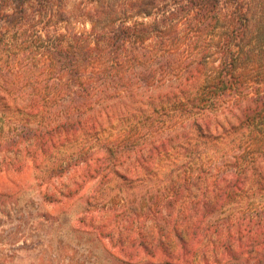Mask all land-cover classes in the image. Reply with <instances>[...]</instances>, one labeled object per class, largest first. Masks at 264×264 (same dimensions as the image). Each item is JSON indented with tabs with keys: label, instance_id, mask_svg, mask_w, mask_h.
<instances>
[{
	"label": "trees",
	"instance_id": "16d2710c",
	"mask_svg": "<svg viewBox=\"0 0 264 264\" xmlns=\"http://www.w3.org/2000/svg\"><path fill=\"white\" fill-rule=\"evenodd\" d=\"M88 1L82 29L65 0H0V149L84 140L50 174L96 181L77 222L125 259L264 264V0Z\"/></svg>",
	"mask_w": 264,
	"mask_h": 264
},
{
	"label": "rangeland",
	"instance_id": "374dc122",
	"mask_svg": "<svg viewBox=\"0 0 264 264\" xmlns=\"http://www.w3.org/2000/svg\"><path fill=\"white\" fill-rule=\"evenodd\" d=\"M104 1L114 4L120 0ZM64 4L76 27H90L87 15L93 3L65 0ZM11 121L12 113L0 91V140L9 137L14 128L9 127ZM102 131L103 137H108L112 127H102ZM83 143L79 139L43 158H28L20 153L13 160L9 151L0 149V264H170L160 256L125 259L95 229L77 222L85 207L102 197L93 192L96 181L86 182L73 196H64L61 193L73 184L70 177L75 172L57 177L50 174V166ZM222 264L249 261L241 257Z\"/></svg>",
	"mask_w": 264,
	"mask_h": 264
}]
</instances>
